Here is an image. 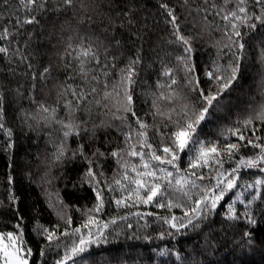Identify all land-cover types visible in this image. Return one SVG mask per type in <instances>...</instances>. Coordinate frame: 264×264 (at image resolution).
<instances>
[{
	"label": "snow or ice",
	"instance_id": "obj_1",
	"mask_svg": "<svg viewBox=\"0 0 264 264\" xmlns=\"http://www.w3.org/2000/svg\"><path fill=\"white\" fill-rule=\"evenodd\" d=\"M120 3L121 0H109L113 9L119 8L116 12L119 25L121 27L134 25L136 23L134 13L138 10L136 0H123V7H120ZM224 4L226 6L228 0H224ZM181 6L191 8L189 0H183ZM9 7L10 0H0V18L7 20L6 24L0 25V39L4 41H10L14 34L19 36L20 29L25 24L39 23L38 17L50 12L48 0H25L23 19L15 10L9 12ZM54 7L58 13L67 12L68 9L75 8V0H56ZM160 7L166 10V22L172 26L170 36L173 40L171 42L182 46L183 51L175 55V62H170L171 66L168 63L162 65L160 76L164 79L157 80L158 95L152 94L151 124L146 118L137 114L132 88L138 65L142 61L140 49H137L135 57L130 58L127 64L116 70L117 78L110 81L109 72L115 67L116 57L108 56V50L105 49L104 63H101L100 47L103 42L99 37L89 36L87 42L80 38V42L75 44L70 37L67 47L61 54V66L67 75L58 86L59 98L53 105L43 100L38 102L34 96L37 80L46 81L50 77L53 71L52 64L49 63L42 70L37 71L29 61L32 86L28 91L35 109L33 111L21 109L23 113L21 126L40 131H43L42 124L48 125L55 122L60 126L62 135L59 137V143L54 145L55 151L49 160L50 164L55 161L63 165L66 153L70 149L68 144L70 136L75 135L79 139L86 134L89 141H92L96 139V132L100 127L115 126L117 131L125 137V147H115L110 153L95 147L89 153L86 145L81 142L71 149V159L78 158L86 162L87 166L80 173L78 180L81 185L88 183L91 186L94 193L92 206L77 209L82 212L83 220L81 223H76L74 227L72 216H65L63 211L69 206L62 202L56 206L58 219L55 224L43 225L37 221L34 230L45 241L40 245L39 260L36 259L34 249L27 241L26 232L21 223L23 216L17 207L13 228L0 231V264H44V258L49 252L55 254L51 264H66V262L81 264L82 261L83 264H92V261L87 259L92 255L91 246L99 245L101 242L108 243L106 230H109L110 226L115 229L118 222H125L128 217L137 216L144 219L148 215L146 211L142 214L140 208L136 207L138 205L155 204L156 208H166L168 215L161 216L159 213L155 215L168 228L156 233V236L174 238L182 231H195L217 210L218 206H224L229 196L232 199L227 204L224 216L229 221L242 220L245 225L242 231L243 238L249 244H255L254 233L264 220V209L258 213L254 207L259 200H264V137L257 135L258 129L264 131V104L259 107V110L250 106L246 115L238 113L237 120L234 122L236 126L228 125L220 128L218 136L226 138L236 136L238 140L226 139L221 142L205 139L201 137L200 128L203 122L209 119L219 120L221 113L225 110L231 111V101L228 96L241 72L242 56L245 50L243 41L246 33L242 32L241 28L255 29L257 21L264 24V0H251V6L248 0H237L235 7L231 9L221 7L214 13L219 16L223 12L222 19L225 21L222 28L223 42H217L218 55H225L220 49H227V54L231 55L232 59L227 65H221L213 60L212 69L205 68V75L212 81L207 88L201 84L191 55L197 36L186 35L181 30L175 5H169L165 0ZM215 8H217L215 3L203 8L197 5L198 12L207 13ZM253 8L258 9V12ZM12 16L16 17L14 23ZM204 18L207 19V16ZM112 22L115 24L117 21ZM28 35L31 37L32 33ZM133 35L142 39L139 32ZM113 40L119 47V40L115 37ZM9 52L10 49L6 45H0V53H3L6 59H11ZM15 54L20 55L22 61L28 59L20 49H16ZM93 61L95 65L90 67ZM181 73H183L182 84ZM77 76L84 83L69 84L67 82ZM101 79H103L102 86ZM178 84L181 85L180 88L176 87ZM14 92L17 95L21 94L19 87L14 89ZM60 98L64 101L66 116L58 119ZM99 105L108 109L113 118L112 122L101 120L99 124L93 123L89 128L93 107ZM113 108L115 111H112ZM81 110L86 114L84 119H80L77 115ZM129 113L135 118L138 128H133ZM147 115L145 113V117ZM4 117L5 90L3 83L0 82V131L8 138L4 150L11 153L15 147L14 133L11 127L5 126ZM115 120H119L120 124H114ZM257 120L259 123H255ZM125 126L128 131H125ZM149 129H155L162 138L159 143L162 152H158L157 148L149 143ZM248 132L250 135L246 134ZM133 133L136 136L135 141L132 139ZM46 135L50 134L46 133ZM185 150L189 153V162L182 174L179 161L181 153ZM125 152L127 156L124 155ZM109 155L116 158L119 168L123 169L122 172L114 169V175L111 178L106 177L99 159ZM129 157H139V163L131 162ZM9 159L11 161V156ZM226 164L229 166L226 167ZM205 168L209 170L207 175L204 172ZM129 169L134 175L129 174ZM242 169H258L260 175L255 176L252 181L241 183ZM118 176L121 178H117ZM53 178L46 170L41 182L50 183ZM8 180L11 185L14 180L11 173L8 175ZM72 187H76L75 181ZM105 188L108 189L107 192ZM117 189H119L118 194ZM165 196L166 204L163 202ZM16 200L14 195L9 196L10 202ZM237 202L243 205L242 212L238 211ZM112 203L117 208H136V211L125 212L123 216L112 215L107 220L102 219L100 213ZM175 208L182 209L180 215L172 211ZM62 221H64V227L61 230ZM208 226L204 224V227ZM127 227L131 229L133 225L128 224ZM200 232H203V228H200ZM200 232L196 233L198 237ZM68 237L74 238L70 245L66 243ZM144 239H150V237L145 236ZM60 248H63V255L58 251ZM193 248L195 250V246ZM174 251V248H159V253L169 255V258ZM175 255L180 257L183 254L175 251ZM172 264L176 262L173 261ZM184 264H188L186 259ZM204 264H220V262L205 260Z\"/></svg>",
	"mask_w": 264,
	"mask_h": 264
},
{
	"label": "trees",
	"instance_id": "obj_2",
	"mask_svg": "<svg viewBox=\"0 0 264 264\" xmlns=\"http://www.w3.org/2000/svg\"><path fill=\"white\" fill-rule=\"evenodd\" d=\"M25 0H10L9 12L15 10L20 14L21 19L25 15L23 7ZM165 0H136L138 10L134 13L136 23L134 25L121 27L119 17L116 12L119 8L113 9L109 0H75V8H70L67 12H57L55 10L56 0H48L50 12L41 14L38 19L39 23L25 24L20 29L19 36L15 34L10 41L0 39V45H6L9 49L11 59H6L3 53H0V82L3 83L5 90V117L6 127H11L14 133L15 147L11 153L6 152V140L8 139L0 131V231H6L13 228L16 220L15 209L18 207L20 214L23 216L21 223L26 232L27 241L34 249L36 259L39 260L40 245L45 243L34 230V226L39 221L43 225L55 224L58 216L56 206L61 202L68 205L63 209L65 216H72L73 227L76 223H81L83 215L77 209L84 206L91 207L94 200V193L88 183L80 184L78 177L84 171L86 162L81 159H71V149H74L78 143L86 145V150L91 153L95 147L102 151L110 153L115 147L124 148V135L117 131L115 126L107 128L100 127L96 132V139L89 141L88 136L82 135L79 139L72 135L68 139L70 146L66 153V160L63 165L49 160L55 151L54 145L59 143V137L62 132L60 126L55 122L43 125V131L39 129L29 130L27 126H21L23 113L21 109L33 111L35 104L30 98L29 89L32 86L31 70L28 63L31 61L33 68L37 71L51 63L53 71L46 81L37 80L34 96L36 101H46L53 105L58 100L59 84L64 81L67 73L61 66V54L69 43L71 37L72 43H79L80 38L87 42L89 36L99 37L102 41L100 47L101 63H104V51L108 50V56H115V67L110 69V81L117 78V69L127 64L130 58L137 54L140 49L142 61L138 65V72L135 83L132 88L135 96V108L137 114L146 118L149 124L152 123L151 114L153 104V93L158 95L157 80L164 78L160 76L162 65L175 62V55L182 53V46L171 42L173 37L170 36L172 31L171 24L166 22V10L160 7ZM169 5H175V11L179 16L181 30L187 35H196L194 41V51L192 59L196 65L197 74L201 84L207 88L212 81L205 75V68L212 69L213 60L221 65H227L232 56L227 54V49H220L225 55H218V43L223 42V12L219 16L214 15L221 7L231 9L237 4V0H228L225 6L224 0H189L191 8L181 6L183 0H167ZM213 3L217 8L205 13L197 11V5L201 8L210 6ZM251 6V0H248ZM124 3L121 0L120 7ZM253 10L258 12V9ZM207 16V19L204 17ZM111 17V19H110ZM16 17L12 16L13 23ZM113 20L117 21L115 24ZM7 20L0 18V25L6 24ZM255 29L241 28L246 33L244 36L245 50L242 56V69L235 83V87L229 93L231 111L225 110L221 113L219 120L209 119L203 122L200 128L202 138L213 141H225L226 139L238 140L236 136L224 137L218 136L222 126H236L237 114H247L249 107L259 110L264 104V24L256 22ZM139 32L142 39L137 38L133 33ZM28 33H32L29 37ZM113 37L119 40V47L116 46ZM28 42L27 44L25 42ZM20 49L28 59L21 60L20 55L15 54V50ZM71 59V57H69ZM171 62V63H170ZM111 64V61H109ZM95 61L90 67H94ZM181 73V84H182ZM69 84L84 83L77 76L75 79H69ZM103 79H101V86ZM20 88V95L14 92V89ZM180 88L181 85L176 86ZM179 103V101L177 102ZM115 111V108L112 109ZM105 113H108L107 115ZM145 113L148 115L145 117ZM80 119L86 118V114L81 110L77 113ZM64 101L59 99L57 118L65 117ZM89 120L88 127L91 128L93 123L99 124L101 120L112 122L111 114L108 109L102 105L94 106ZM133 128H138L135 118L128 114ZM259 123V121H255ZM114 124H120L115 120ZM125 131L128 128L125 126ZM50 134V135H46ZM250 135V132L246 133ZM257 135L264 137V131L257 130ZM133 141L136 136L133 133ZM162 138L155 129H149V143H152L158 150ZM245 143V142H241ZM139 147V145H137ZM251 148V146H248ZM147 151V150H146ZM127 156V152L124 153ZM11 156V161L9 159ZM100 163L106 177H113L114 169L122 172L119 168L116 158L112 156L101 157ZM133 163H139V157H129ZM189 162V153L187 150L181 153L179 167L181 173L186 169ZM156 163V162H153ZM229 166L226 164V167ZM49 171L51 177L50 183H42L41 178L45 171ZM208 169L204 172L207 175ZM241 183L252 181L255 176L260 175L258 169H242ZM9 173L14 177L10 185L8 180ZM31 174V179H29ZM129 174L131 173L129 169ZM121 178V177H117ZM76 187L73 188V182ZM125 183H127L125 181ZM108 189L105 188V192ZM117 194L119 189L116 190ZM14 195L17 200L9 201V196ZM235 195V193H233ZM231 196L224 202V206H218L211 216L200 225L195 231L181 232L174 238L169 236L158 237L156 233L168 226L156 218V213L161 216L168 215L166 208H156L155 204L138 205L143 214L145 211L148 215L144 219L137 216L128 217L125 222H118L115 229L110 226L106 230L108 243L101 242L99 245L91 246L92 255L87 259L92 264H184L186 259L188 264H204L205 260L220 262V264H264V220L261 221L259 228L254 235L256 241L254 245L249 244L243 236L242 231L245 227L242 220L229 221L224 213L227 210V204L231 201ZM160 202V201H157ZM163 202L167 203L165 196ZM190 203V202H189ZM238 211L243 210V205L236 203ZM256 212L264 209V200H259L255 205ZM136 211V208L117 206L112 203L106 206L104 212L100 213L102 219H109L112 215L123 216L125 212ZM177 215H180L182 209L175 208ZM18 218V217H17ZM147 221V223H146ZM214 221V223L212 222ZM128 224L133 227L129 229ZM61 230L64 227V221L61 222ZM203 228V232H200ZM200 232L199 237L196 235ZM78 236V234H77ZM145 236L150 239H144ZM190 237V239H186ZM73 237H68L66 243L69 245ZM195 246V250L193 248ZM159 248L175 249L182 252V256L175 255L172 252L169 255L159 253ZM63 255V248L58 250ZM203 253L202 255L200 253ZM54 253L49 252L44 258V264H51ZM67 264V262H66ZM83 264V261L81 262Z\"/></svg>",
	"mask_w": 264,
	"mask_h": 264
}]
</instances>
